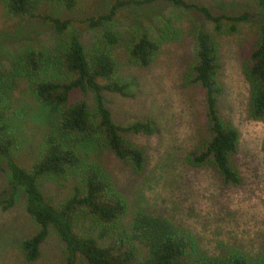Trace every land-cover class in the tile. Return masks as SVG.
Listing matches in <instances>:
<instances>
[{"label": "trees", "instance_id": "trees-1", "mask_svg": "<svg viewBox=\"0 0 264 264\" xmlns=\"http://www.w3.org/2000/svg\"><path fill=\"white\" fill-rule=\"evenodd\" d=\"M69 10L74 0H43ZM155 0H114L105 10L84 21L86 28L98 33L86 51L76 36L71 19L43 14L39 0H0L1 13L18 19L40 18L52 31L64 35L56 47H32L18 52L11 67L0 69V156L9 172L8 196L0 200V209L12 204L11 194L21 187L25 210L34 229L18 242L26 262L40 255L41 243L52 226L63 242L59 264H264V250L249 253L240 246L223 247L217 252L203 248L195 233L160 214L144 211L128 215L124 194L99 162L88 160L81 150L91 146L108 149L134 174L142 171L144 149L126 138L128 134H152V119L116 124L105 104L103 92L127 96V84L117 77L112 49L122 46L127 60L147 66L161 41L144 31L120 38L103 27L111 20L118 6L140 5ZM164 1V0H161ZM177 7L193 9L207 20L214 32L222 23L232 31L252 14L239 11L213 14L204 6L186 0H165ZM264 17V0H253ZM194 59L189 65V82L203 92L206 108V136L198 138L184 156L187 166L207 167L220 178L223 186H235L241 175L232 163L238 133L221 118L218 99L221 87L217 81L218 45L210 32L197 27ZM251 49L241 62V71L248 89V114L264 119V19L257 21ZM27 83L29 93L45 112V127L28 151L26 164L19 163L14 152L20 148V124L28 113L15 105L13 92L18 80ZM88 97L90 104L87 102ZM83 95V96H82ZM264 169V138L260 143ZM53 178L58 189L68 186L65 197L55 201L42 192V180ZM86 218V226L81 219Z\"/></svg>", "mask_w": 264, "mask_h": 264}, {"label": "rangeland", "instance_id": "rangeland-1", "mask_svg": "<svg viewBox=\"0 0 264 264\" xmlns=\"http://www.w3.org/2000/svg\"><path fill=\"white\" fill-rule=\"evenodd\" d=\"M208 7L213 14L247 11L250 20L239 22L232 31L222 23L218 32L193 10L177 7L168 1L155 0L140 5L118 6L104 28L121 39L144 31L158 37L160 47L147 66L131 64L122 46L112 49L117 77L127 84V96L104 91L106 106L113 121L127 125L134 121L152 119V134H128L126 138L141 146L145 163L134 174L108 149L91 146L81 150L88 160L99 162L116 187L124 194L128 215L137 211L160 214L175 223L190 228L203 248L210 252L240 246L249 253L264 250V169L260 143L264 138V119L249 117L247 84L241 62L251 49L257 21L264 19L253 0H186ZM114 0H74L71 9L39 0V10L45 14L73 21L76 36L86 51L97 39L96 31L86 28L85 19L106 9ZM202 27L217 42V81L221 87L218 104L221 118L238 133L232 163L241 175L235 186H223L219 176L210 168L189 167L184 156L192 144L206 136L207 122L202 89L189 82V65L194 59L196 43L194 29ZM40 18L18 19L6 17L0 5V69L11 67L15 55L32 47H56L64 41ZM87 102L90 104L88 97ZM15 105L28 113L20 124V148L14 152L19 163L26 164L28 151L45 127L42 106L29 93L27 83L20 79L13 92ZM83 96V95H82ZM9 172L0 156V200L9 192ZM42 192L57 201L67 194L69 187L58 189L53 178L42 180ZM12 204L0 209V264H59L64 244L55 229L49 226L41 243L40 255L26 262L19 252L18 242L34 229L25 210V195L21 187L11 194ZM83 228L88 223L80 220Z\"/></svg>", "mask_w": 264, "mask_h": 264}]
</instances>
